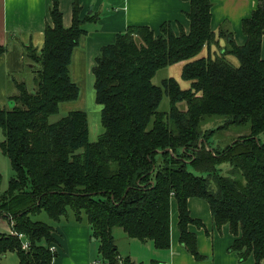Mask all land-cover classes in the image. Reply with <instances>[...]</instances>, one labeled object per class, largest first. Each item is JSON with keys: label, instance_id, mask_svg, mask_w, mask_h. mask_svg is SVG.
I'll use <instances>...</instances> for the list:
<instances>
[{"label": "trees", "instance_id": "obj_1", "mask_svg": "<svg viewBox=\"0 0 264 264\" xmlns=\"http://www.w3.org/2000/svg\"><path fill=\"white\" fill-rule=\"evenodd\" d=\"M184 1L191 5L188 34L180 27L176 35L170 23L159 35L147 26L129 27L115 44L101 49L93 74L104 133L92 143L86 112L49 120L61 104L79 98L71 77L73 53L86 34L85 24L97 17L82 19L75 0L67 29L59 0H53L42 48L24 45L34 89L14 80L12 109L0 105V148L16 174L0 199V224L10 226L9 233H0V257L16 253L19 264H54L58 253L50 248L56 247L58 232L32 217L45 211L59 222L71 209L77 221L87 218L104 264H135L120 256L113 231L122 229L130 239L167 250L176 202L180 242L203 260L197 236L189 231L190 225L203 227L188 205L199 198L209 204L219 230L230 226L231 251L242 261L253 256L255 264H263L264 0L243 21V46L229 31L221 30L219 37L213 32L211 0ZM220 39L227 41L225 47ZM213 46L219 53L199 58ZM6 52L0 45V59ZM181 63L189 89L174 78L161 86L153 83L161 70ZM164 97L168 111L160 110ZM210 123L217 128L207 127ZM215 134L229 143L212 147ZM224 164L230 166L225 174L219 169ZM2 179L0 171V192ZM16 233L29 239L28 251Z\"/></svg>", "mask_w": 264, "mask_h": 264}, {"label": "crops", "instance_id": "obj_2", "mask_svg": "<svg viewBox=\"0 0 264 264\" xmlns=\"http://www.w3.org/2000/svg\"><path fill=\"white\" fill-rule=\"evenodd\" d=\"M74 1L59 0L63 24L67 29L72 26ZM211 2L213 32L219 37L221 30L229 31L238 46L245 45L247 37L243 33L242 24L244 20L252 17L257 9L258 0H211ZM79 3L83 9L81 18L91 11V14L97 17V21L85 24L86 34L73 53L71 77L80 89L79 98L75 101L78 104L76 106L78 111L85 110V104L79 102L83 96L84 85L89 82L92 88L95 84L93 68L101 49L115 44L118 34L125 33L129 27L147 26L159 35L165 23L172 25L176 35L180 34V27L187 34L191 28L187 17L191 5L184 0H79ZM52 5L53 0H0V45L7 47V52L0 59L1 107L12 104L10 97L16 92L14 80L25 81L27 88L32 90L33 74L28 66L30 61L25 55L24 45L33 44L38 49L42 48L46 25L51 22ZM220 45L225 47L227 43L220 39ZM211 53H214V50L206 48L199 58H205ZM262 57L264 59V37ZM229 59L236 62L232 57ZM181 80L184 81L182 74ZM184 85L190 88L191 83L185 81ZM181 88L184 89L182 86ZM94 100L96 101V91ZM64 104L66 103L60 105V110ZM100 108L102 112L103 107ZM188 205L191 217L203 223V227L189 226V231L197 236L198 252L204 257L203 260L195 259L180 242L176 202L172 205L169 249L158 250L151 241L144 243L130 239L122 229H115L113 235L120 256L123 259L130 258L135 264H151L153 261L158 264H255L253 256L242 261L239 253L231 251L235 237L230 226L225 225L221 230L217 228L210 206L205 200L192 198ZM0 228L5 229L1 224ZM55 230L58 232L55 236L58 257L54 264H93L91 254L93 234L85 216L80 222L75 217H67ZM14 255L18 261H15ZM0 264H19V258L16 253H8L0 257Z\"/></svg>", "mask_w": 264, "mask_h": 264}, {"label": "rangeland", "instance_id": "obj_3", "mask_svg": "<svg viewBox=\"0 0 264 264\" xmlns=\"http://www.w3.org/2000/svg\"><path fill=\"white\" fill-rule=\"evenodd\" d=\"M226 43H227V41H226ZM221 48H222V46H221ZM204 50H206V48ZM210 50H214V53H211L212 56H214V54H216V53H219L218 49L215 46H213ZM230 57H228V59ZM232 59H234L236 62H233L232 60H231L232 61L231 62L230 59H229V61L232 64H234V66L238 67L240 65L239 61L237 59H235L234 57H232ZM183 66H184V63H181V64L174 65L172 67L166 68L164 70H161L157 74V76L153 79V83L157 86H161L162 82L165 79L174 78L176 80H179V82L181 83L180 86H182L184 89H188L189 86L186 87V85H184L185 81L181 80V74H182ZM33 89H34V81H33L32 90ZM82 90H83V92H82L83 96H82L81 100H79V102L82 104H85V108H84L85 110L83 112H86L88 115L89 132H90L89 139H90V142L93 143V142L98 141L100 136L104 133V128H103L102 123H101V108L96 103V101L94 100V93H95L94 85L91 88V83L88 82L87 85H84ZM92 91H94L93 94H92ZM77 105L78 104L76 102H69V103L62 105V108H61L59 114L52 116L50 118V120H49L50 123H56V122L60 121L61 119H63L64 117H66L70 112L78 111L76 109ZM6 107L8 109H12L13 103L8 104ZM169 109H170V101L167 97H164V100L162 102L160 110L161 111H168ZM214 125H216V124L210 123L209 125H207V127L212 128V127H214ZM214 128H217V126ZM244 133L246 134L247 130H245ZM3 141H4V135H3V131L0 129V145ZM210 141H211L212 147H214V148H217V147L222 148V147H225L229 143L228 140H226V141L221 140L217 134H215V136L211 137ZM229 168H230V166L227 164H224V165L219 167V169L221 170V172L223 174H225ZM0 171L2 173V178H3L2 179V186H1V192H0V199H1L2 195H4L5 192L8 190L10 180L12 178L16 177V174L12 168L10 160L2 153L1 148H0ZM190 171L192 173H195V175H197V176L203 175L199 172H195V170L192 167H190ZM67 217L68 218L75 217V219H76L74 212L71 209H69L67 215L65 217H63L61 219V221H59V222H55V221L51 220L45 211H41L40 213L34 215L32 217V220L40 221V222H43L49 226L56 228L60 222L66 221ZM0 223L2 224V222H0ZM4 227H5V229H3V230L0 228V233H2V232L9 233L10 232V226L5 224ZM99 246H100L99 241H97V240L93 241V239H92L91 254H92V258H93V264H104L100 254H99ZM10 255H12V254H10ZM13 257H14L15 261L16 260L18 261L16 255H14Z\"/></svg>", "mask_w": 264, "mask_h": 264}, {"label": "built area", "instance_id": "obj_4", "mask_svg": "<svg viewBox=\"0 0 264 264\" xmlns=\"http://www.w3.org/2000/svg\"><path fill=\"white\" fill-rule=\"evenodd\" d=\"M16 236L21 241L23 250L28 251L30 249V246H31L29 239L24 234H17L16 233ZM50 251L52 253H54L57 251V249H56V247L53 246L50 248Z\"/></svg>", "mask_w": 264, "mask_h": 264}, {"label": "water", "instance_id": "obj_5", "mask_svg": "<svg viewBox=\"0 0 264 264\" xmlns=\"http://www.w3.org/2000/svg\"><path fill=\"white\" fill-rule=\"evenodd\" d=\"M91 13H92V12L90 11V14H91ZM93 241H96V239L94 238Z\"/></svg>", "mask_w": 264, "mask_h": 264}]
</instances>
